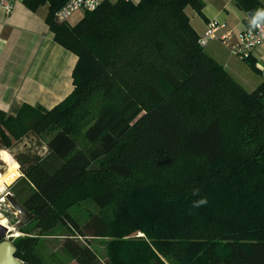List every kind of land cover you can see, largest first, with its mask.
Instances as JSON below:
<instances>
[{
	"label": "trees",
	"instance_id": "16d2710c",
	"mask_svg": "<svg viewBox=\"0 0 264 264\" xmlns=\"http://www.w3.org/2000/svg\"><path fill=\"white\" fill-rule=\"evenodd\" d=\"M66 2L23 0L47 7L54 41L76 56L72 93L51 110L0 111L4 149L55 130L44 155L16 160L28 224L64 226L77 264H264V83L247 92L198 45L185 9L200 0L106 1L74 26L55 18ZM186 157L199 165L175 175ZM69 193L97 208L83 224L52 218ZM25 226L15 258L41 264ZM104 238L100 257L89 243Z\"/></svg>",
	"mask_w": 264,
	"mask_h": 264
},
{
	"label": "crops",
	"instance_id": "0c3cea01",
	"mask_svg": "<svg viewBox=\"0 0 264 264\" xmlns=\"http://www.w3.org/2000/svg\"><path fill=\"white\" fill-rule=\"evenodd\" d=\"M128 1L136 5L140 0ZM200 1L203 5L200 13L190 7L185 9L198 37L203 35L211 20L226 24L234 33L241 32L248 27L252 13L261 8L259 0H252L248 12L240 9L234 0ZM8 2L12 6L9 14L0 7V111L15 115L23 106L51 110L72 93V73L77 58L54 41L45 21L46 6L31 12L23 0ZM203 50L237 83L239 71L248 68L251 72L246 77L248 92L263 83L256 69L232 56L219 41H211ZM262 51L259 49L256 54Z\"/></svg>",
	"mask_w": 264,
	"mask_h": 264
},
{
	"label": "rangeland",
	"instance_id": "374dc122",
	"mask_svg": "<svg viewBox=\"0 0 264 264\" xmlns=\"http://www.w3.org/2000/svg\"><path fill=\"white\" fill-rule=\"evenodd\" d=\"M84 16V12H75L66 22L68 25L74 26L78 24V22ZM247 73H251L248 68H245L244 71H239L238 84L248 92L249 86L247 85H249V80L246 78L248 75ZM254 75L256 77V74H253V76ZM256 81H258V78L255 79V82ZM97 104H99V102ZM48 129L40 136H36L32 134L31 131H27L26 134L20 139V141L14 143L10 149H4L0 144V175L5 174L8 168L15 167L18 171L19 176L21 177L19 165L16 161L17 158L22 160L25 156L32 157L44 155L46 152V143L55 133V130ZM76 138L79 139V136H76ZM2 153H6L9 156V159L6 161L3 160L1 157ZM198 165L199 164H197L195 161L186 157L181 159V161L175 166V170L173 171V173L177 175L187 170L196 169ZM145 170L148 169L145 168ZM20 177H18L13 182V184ZM8 192L13 194L12 189L8 186H5L0 194V224L12 230L17 223V218L11 212L9 207L2 201V197ZM81 197L82 196L74 195L71 193L67 194L52 211V218L55 217L56 213L67 210L69 215L79 224H83L84 222H86L91 213L97 212V208L91 201L81 200ZM37 226L38 224L32 222L24 227V231H30L32 234L30 237H35L37 239V245L34 248V254L41 261V264H77L62 247L64 235L68 231L64 226H61L59 224H52L51 226L50 224V229L48 230L46 226ZM16 234L18 235H14L13 238L9 239V241L14 243L16 242L17 238H24L25 236L19 231H17ZM108 240V238L94 239L90 240L89 244L100 257H106V243L108 242ZM79 242L83 244L82 241Z\"/></svg>",
	"mask_w": 264,
	"mask_h": 264
},
{
	"label": "built area",
	"instance_id": "2783aa9c",
	"mask_svg": "<svg viewBox=\"0 0 264 264\" xmlns=\"http://www.w3.org/2000/svg\"><path fill=\"white\" fill-rule=\"evenodd\" d=\"M106 1L110 0H67V2L55 13V18L60 22H66L75 12L91 13L96 11ZM261 8H264V0H259ZM0 7L9 14L12 6L8 0H0ZM246 27L243 31L234 33L226 24L217 20L208 22L203 35L198 37V45L205 48L211 41L217 40L228 52L241 61L252 60L254 68L264 83V28L253 30L249 35ZM263 50L256 54L257 50Z\"/></svg>",
	"mask_w": 264,
	"mask_h": 264
},
{
	"label": "water",
	"instance_id": "95a60500",
	"mask_svg": "<svg viewBox=\"0 0 264 264\" xmlns=\"http://www.w3.org/2000/svg\"><path fill=\"white\" fill-rule=\"evenodd\" d=\"M12 184L8 187L10 188ZM2 201L15 215L17 223L12 230L0 224V264H24L15 258L16 249L9 239L13 238L18 229L32 221L33 215L28 212L9 192L2 197Z\"/></svg>",
	"mask_w": 264,
	"mask_h": 264
},
{
	"label": "clouds",
	"instance_id": "9594fccd",
	"mask_svg": "<svg viewBox=\"0 0 264 264\" xmlns=\"http://www.w3.org/2000/svg\"><path fill=\"white\" fill-rule=\"evenodd\" d=\"M261 28H264V8H257L252 13V15L249 19L247 31H248L249 35H251L253 30L261 29ZM262 34H264V33H262ZM2 184H3V181L0 180V190H3ZM206 203H207L206 199H201L200 201H198L196 203L195 206L198 207V206L206 204Z\"/></svg>",
	"mask_w": 264,
	"mask_h": 264
},
{
	"label": "bare ground",
	"instance_id": "6f19581e",
	"mask_svg": "<svg viewBox=\"0 0 264 264\" xmlns=\"http://www.w3.org/2000/svg\"><path fill=\"white\" fill-rule=\"evenodd\" d=\"M3 154L5 153H2L1 155L2 159L5 161L8 160L9 156L7 155V158H4ZM18 177L19 174L15 167L8 168L5 174L0 175V179L5 183L6 186L12 184ZM14 235H18V234H14Z\"/></svg>",
	"mask_w": 264,
	"mask_h": 264
},
{
	"label": "snow or ice",
	"instance_id": "6c2138e0",
	"mask_svg": "<svg viewBox=\"0 0 264 264\" xmlns=\"http://www.w3.org/2000/svg\"><path fill=\"white\" fill-rule=\"evenodd\" d=\"M3 156H4V158H7V154L5 153V154H3Z\"/></svg>",
	"mask_w": 264,
	"mask_h": 264
}]
</instances>
